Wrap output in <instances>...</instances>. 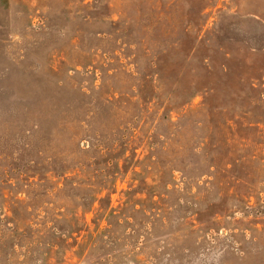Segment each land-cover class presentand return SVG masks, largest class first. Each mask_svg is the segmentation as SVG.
Segmentation results:
<instances>
[{
	"label": "rangeland",
	"instance_id": "rangeland-1",
	"mask_svg": "<svg viewBox=\"0 0 264 264\" xmlns=\"http://www.w3.org/2000/svg\"><path fill=\"white\" fill-rule=\"evenodd\" d=\"M0 264H264V0H0Z\"/></svg>",
	"mask_w": 264,
	"mask_h": 264
}]
</instances>
